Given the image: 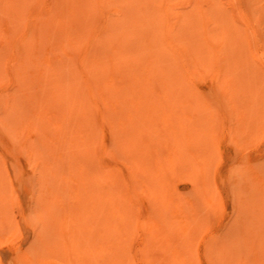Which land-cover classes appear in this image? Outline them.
<instances>
[{
  "label": "rangeland",
  "instance_id": "obj_1",
  "mask_svg": "<svg viewBox=\"0 0 264 264\" xmlns=\"http://www.w3.org/2000/svg\"><path fill=\"white\" fill-rule=\"evenodd\" d=\"M78 1L0 0V264H264V0Z\"/></svg>",
  "mask_w": 264,
  "mask_h": 264
},
{
  "label": "bare ground",
  "instance_id": "obj_2",
  "mask_svg": "<svg viewBox=\"0 0 264 264\" xmlns=\"http://www.w3.org/2000/svg\"><path fill=\"white\" fill-rule=\"evenodd\" d=\"M84 1V0H83ZM87 1V0H86ZM86 1H85V3H86ZM101 1V0H100ZM145 1V2H144ZM148 1V2H147ZM78 2H80V3H83V2H81V0L80 1H78ZM93 2V1H92ZM143 2L144 3H146L147 2V4L149 5V6H151V8H152V6H154V8H156L157 6L159 7V11H160V15H156V13H155V11H148V9H146V7L145 8H141V10L143 11V17H144V19L146 20L145 22L143 21V22H140V23H137V25L133 28V31H132V34H133V36H132V40L130 39L129 41V43H130V45L132 44H134L133 45V48L134 49H136V51H138V52H146V51H148L149 50V52H152V51H156V50H158L159 51V47L161 46V45H165V46H167V47H169L170 48V50H176L175 49V42H177L176 40L178 39L174 34L175 33H172V31H173V29L174 28H172V27H168V30L169 31H171V32H169V35L168 34H164V36H162V35H159V32H158V28H159V26H161V25H166V24H168V22L167 21H165V18H167L168 17V12H167V10H166V13H165V10L163 11L162 10V8H161V5L159 4V3H156L157 1L156 0H143ZM85 3H83L84 5H85ZM129 3V2H128ZM91 3H90V0H89V2H87L86 3V5H87V7L88 8H91V5H90ZM153 8V9H154ZM92 9V8H91ZM89 10V9H88ZM90 12V11H89ZM90 13H94L93 11L92 12H90ZM89 13V15H91ZM165 13V14H164ZM167 15V16H166ZM163 18H162V17ZM178 16L180 17V14H178ZM162 18V19H161ZM172 18V17H171ZM162 20V21H161ZM130 21H132V18H131V20ZM134 21H136V20H134ZM163 21H165V22H163ZM82 22V21H81ZM166 23V24H165ZM130 24V23H129ZM132 24H134V22L133 23H131L130 25H132ZM136 24V23H135ZM114 25H112V27L110 26V27H108V33H109V35L111 36L112 34H113V30H114V27H113ZM134 25H132V27H133ZM171 29V30H170ZM180 30V29H179ZM183 30V29H182ZM106 32H107V29L105 30ZM81 32V35L79 34ZM83 32L84 31H82V28H78V27H74L73 26V34L75 33V35H77L76 37H75V41H74V38H72V45H74L75 43L74 42H78L79 43V39H80V36L82 37V35H83ZM182 32V31H181ZM165 35H168V37L166 38L165 37ZM177 35V34H176ZM179 35H180V33H179ZM182 36V35H181ZM145 38V43H144V45L143 46H141V47H139V46H135V42H136V40L138 39V38ZM114 41V40H113ZM142 41V40H141ZM138 42V41H137ZM114 43H115V41H114ZM129 43H127V44H129ZM114 46V51L111 53V55H110V57L112 56V58L111 59H114V60H116V62H118L119 60H120V54L123 52V51H125L126 49H125V46H127L126 45V43H121V45H113ZM176 52L180 55V57L181 58H183V59H185V58H187V57H185L184 56V52L183 51H181V52H178L177 50H176ZM152 55H154V53L152 54ZM94 59H96V61H95V66H93V68H92V71H91V80L93 81V83H95L94 81L96 80V79H98V78H100L101 76H102V68H101V65H102V59L100 60V58L98 57V56H95V58ZM98 59V60H97ZM157 60V59H156ZM165 64L163 61L161 62V61H155V63L154 64H156V66H157V68H158V66L160 67L161 65H159V64ZM55 68H58V67H55ZM160 68H162V66L160 67ZM164 68V67H163ZM60 69V68H59ZM121 70V72L119 73V77H118V83L116 84V86H115V91L116 92H118V98L121 100L122 99V95H123V91H122V89L124 90H128V89H130V88H132V85H133V83L136 81V80H134L136 77H135V75H133V74H126L125 75V73H124V71H123V69H120ZM63 71V70H62ZM70 72V71H69ZM26 73V72H25ZM49 73V72H48ZM27 74V73H26ZM64 73H61V71L59 70L58 71V69L56 70V71H50V73L49 74H43V77L45 76V77H47V78H44L45 80H43L44 82H46V81H48V80H53L54 78H58L59 80H57V82H64L65 80H66V78H67V80H71L72 78H73V75H72V73H69V76H67L66 74H64ZM54 77V78H53ZM53 78V79H52ZM56 79H54L53 81H55ZM137 79H139V78H137ZM140 80V79H139ZM132 81V82H131ZM60 82V83H61ZM47 83V82H46ZM56 82H53L52 84H55ZM134 84H136V83H134ZM60 85V84H59ZM71 86V84L70 83H68V87H70ZM62 88H63V86H61ZM67 90H70L69 88H67ZM132 91H133V89H132ZM70 93H71V91H70ZM71 95H72V93H71ZM80 108H81V110L83 111V105L82 106H80ZM81 111V112H82ZM84 113V112H83ZM69 114V113H68ZM133 119V118H132ZM132 119L130 120V122H132ZM124 123H126V122H124ZM26 221V220H25ZM194 239L195 238H192L191 239V242L193 243V241H194ZM196 239H198V238H196ZM190 240V239H189ZM199 240V239H198ZM196 241V240H195ZM195 241H194V243H195ZM190 242V243H191ZM197 243H198V241H196ZM192 243H191V245H190V247L192 246L193 247V245H192ZM31 246V245H30ZM191 247V248H192ZM196 247V246H195ZM31 248H32V246H31ZM195 249V248H194ZM30 251H32L31 249H29L27 252H30ZM194 252V251H193ZM196 252V251H195ZM230 252V251H229ZM195 254V253H194ZM25 257V256H24ZM17 258H19V257H17ZM27 257H25V260L22 258H20V260L18 261L16 258V260H14L15 261V263L18 261V263L20 262V263H22V264H24L27 260H28V258L26 259ZM29 258H30V256H29ZM259 259V256L257 255V258H256V261H259L258 260ZM30 260V259H29ZM28 260V261H29ZM22 261V262H21ZM23 261H25L24 263H23ZM260 264V263H259Z\"/></svg>",
  "mask_w": 264,
  "mask_h": 264
}]
</instances>
